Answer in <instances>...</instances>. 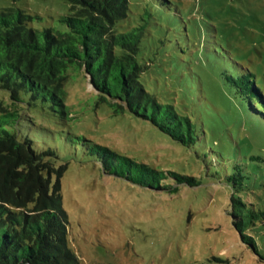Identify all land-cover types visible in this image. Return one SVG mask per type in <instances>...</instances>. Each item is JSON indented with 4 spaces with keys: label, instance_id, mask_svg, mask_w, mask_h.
I'll list each match as a JSON object with an SVG mask.
<instances>
[{
    "label": "rangeland",
    "instance_id": "1",
    "mask_svg": "<svg viewBox=\"0 0 264 264\" xmlns=\"http://www.w3.org/2000/svg\"><path fill=\"white\" fill-rule=\"evenodd\" d=\"M158 1L129 0L130 17L146 8L156 16L140 49L145 80L160 101L186 104L199 126L196 142L178 143L148 120L114 113L84 71L70 68L67 114L34 113L29 130L64 164L68 246L80 264H264V123L226 76L248 72L264 90V0H162L168 14ZM12 5L39 29L61 27L58 18L69 13L67 0H0ZM103 148L133 163L121 159L125 171L118 164L115 174ZM155 170L197 185L155 180Z\"/></svg>",
    "mask_w": 264,
    "mask_h": 264
},
{
    "label": "trees",
    "instance_id": "2",
    "mask_svg": "<svg viewBox=\"0 0 264 264\" xmlns=\"http://www.w3.org/2000/svg\"><path fill=\"white\" fill-rule=\"evenodd\" d=\"M67 1L69 13L58 18L62 26L41 29L32 27L33 16L17 6L0 7V264H80L67 242L68 215L59 182L64 164L58 163L53 148H38L29 132L34 113L67 114L64 82L70 68L84 71L99 101L114 113L148 120L184 145L195 143L199 131L186 104H175L174 98L160 101L145 80L148 65L140 49L151 26L157 25L153 10L130 17L129 0ZM156 10L160 12L158 6ZM226 76L235 94L264 123L263 88L248 72ZM102 150L116 164L115 174L120 173L118 164L125 171L121 159L133 163ZM151 174L155 180L197 185L192 176L174 171ZM233 224L242 241L254 246L242 220Z\"/></svg>",
    "mask_w": 264,
    "mask_h": 264
}]
</instances>
